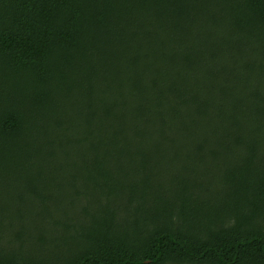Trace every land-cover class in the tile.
Masks as SVG:
<instances>
[{
	"label": "trees",
	"instance_id": "1",
	"mask_svg": "<svg viewBox=\"0 0 264 264\" xmlns=\"http://www.w3.org/2000/svg\"><path fill=\"white\" fill-rule=\"evenodd\" d=\"M0 264H264V0H0Z\"/></svg>",
	"mask_w": 264,
	"mask_h": 264
}]
</instances>
